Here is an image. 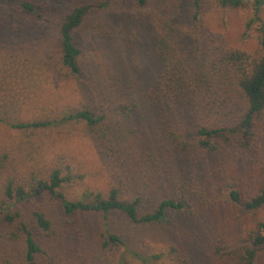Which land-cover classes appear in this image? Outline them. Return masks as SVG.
Returning <instances> with one entry per match:
<instances>
[{"label":"rangeland","instance_id":"374dc122","mask_svg":"<svg viewBox=\"0 0 264 264\" xmlns=\"http://www.w3.org/2000/svg\"><path fill=\"white\" fill-rule=\"evenodd\" d=\"M23 1L0 0V264H28L25 240L29 232L46 250V254L36 256L38 264H95L96 239L107 228L119 233L129 248L130 244L135 245L142 253H165L171 244H176L182 254L194 257V264H219L217 245L227 250L244 244L258 222L264 221V208L248 210L234 205L228 200L226 189L213 197L211 209H201L192 217L169 212L162 223L147 226L130 221L120 212L110 213L108 217L80 213L73 224H68L61 203L49 195L25 201L7 199L8 180L24 184L33 174L47 175L60 155H66L74 170L82 175L65 186L69 199L80 198L88 189L108 193L112 174L119 173L114 158L99 153L83 125L68 123L46 130H20L10 126L18 120L58 116L84 98L78 83L57 82L37 64L41 52L56 38L61 15L76 0H31L40 4L31 18L21 10ZM93 2L95 26L78 33L83 60L92 71L120 77L126 83L123 86L138 90V95L144 96L159 79L164 66L160 56L174 60L185 57L193 66L203 63L211 71L214 65L226 71L233 64L232 52H245L251 59L264 55V6L255 20L252 3L229 8L222 7L218 0L197 3L148 0L145 5L138 4L137 0ZM252 20L255 21L251 23ZM138 95H134L136 100L142 101ZM242 104L238 97L223 111H212L211 119L219 123L235 121L243 112ZM132 127L133 135L143 130L144 135L150 136V139L147 136L149 145L154 137L164 136L166 128L161 121L145 117ZM176 127L177 131L183 128ZM188 132V138L193 141L184 155L189 174L199 172L215 181L223 175L229 160L239 175H249L246 180L249 193L258 192L260 181H264V122L252 149L231 147V152L223 156L197 147L195 134ZM139 145V150H145L146 146ZM154 146L149 147L139 164L132 163L139 180L138 188L147 191L139 204L142 213L155 208L167 190V173L174 174L161 166L169 152L160 149L158 143ZM132 190L127 187L128 197H132L129 194ZM9 202L11 207L7 209ZM34 209L48 212L53 219V231L46 232L34 223ZM127 249L122 246L117 254L128 255ZM73 256H78L77 260ZM132 262L141 263L137 258ZM258 264H264V252Z\"/></svg>","mask_w":264,"mask_h":264},{"label":"trees","instance_id":"16d2710c","mask_svg":"<svg viewBox=\"0 0 264 264\" xmlns=\"http://www.w3.org/2000/svg\"><path fill=\"white\" fill-rule=\"evenodd\" d=\"M93 1L95 0H76L70 5L59 19L56 38L37 59L39 67L55 81L78 83L84 98L78 105L68 107L58 116L18 120L11 122L10 126L20 130H46L68 123L83 125L86 135L99 153L106 158H114V165L119 173L112 174L108 193L100 189H88L80 198L69 199L65 186L82 175L74 170L66 155H60L47 175L33 174L30 181L24 184L8 180L5 186L7 199L25 201L49 195L61 203L68 224H73L76 215L80 213L108 217L110 213L120 212L130 221L144 226L162 223L169 212L192 217L197 215L195 212H201V209H211L213 197L222 191L224 193L225 189L228 200L234 205L248 210L264 208V181H260L257 193H249L246 182L249 175H239L238 171L231 168L229 160L223 175L215 181L199 172L196 175L189 174L184 162V155L189 145L193 144L192 139L188 138V131L189 134H195L197 147L220 156L231 152V147L243 150L253 148L258 130L264 122V55L251 59L245 52H232L230 59L233 71L232 67L221 71L216 65L211 71L209 65L205 67L201 63L193 66L185 57L174 60L172 57L167 59L160 56L164 66L159 79H156L144 96L138 95V90L131 91L123 86L126 83L120 77L116 79L110 72L103 76L99 71H92L83 60L84 53L78 33L95 26L92 17L95 10ZM198 1L194 0L195 3ZM218 1L222 7L229 8L252 3L256 12L255 20L264 6V0ZM147 2L148 0H137L140 5ZM38 6L40 4L25 0L21 4V10L31 18L33 10ZM134 95L140 96L142 101L138 102ZM238 97L243 101V112L235 121L219 123L211 119L212 111H223ZM144 117L161 121L166 127L163 130L164 136L154 137L155 140L150 145L148 135H144L145 131L140 130L133 135L135 129L132 126ZM176 126L183 128L177 131ZM184 128H188V131ZM154 143L169 152L161 166H165L167 172L172 170L174 174L166 172L165 194L158 199L153 210L142 213L139 204L146 198L147 191L138 188L139 180L133 172L132 163L139 164L149 147H155ZM139 144L146 146L145 150H139ZM127 187L133 189L129 193L132 197L126 195ZM10 207L9 202L7 209ZM32 216L34 223L44 231L54 230L53 219L47 211L34 209ZM25 243L26 262L38 264L36 256L46 254V250L30 232ZM96 243L98 251L95 264H134L132 261L136 258L141 262L139 264H194V257L182 254L176 244H171L165 253H142L135 245L130 244L129 248L124 238L109 228L99 234ZM122 246L128 248V255L124 252L117 254ZM263 252L264 221L258 222L255 231L245 239L244 244L227 250L217 245L215 249L221 260L219 264H225L226 261L228 264H258ZM73 258L77 260L78 256Z\"/></svg>","mask_w":264,"mask_h":264}]
</instances>
